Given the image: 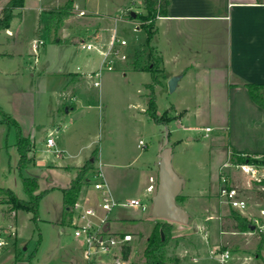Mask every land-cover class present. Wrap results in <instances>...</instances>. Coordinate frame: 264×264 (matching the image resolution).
Instances as JSON below:
<instances>
[{"label":"rangeland","instance_id":"374dc122","mask_svg":"<svg viewBox=\"0 0 264 264\" xmlns=\"http://www.w3.org/2000/svg\"><path fill=\"white\" fill-rule=\"evenodd\" d=\"M135 1L133 4L132 0H88L90 8L96 9L99 5L100 10L109 14L106 16L92 12L82 15V11L76 10L73 4L74 8L68 12L66 20L72 24L74 32L62 29L57 37V33L48 29V16L63 8L67 0H27L24 9L20 11L21 17L13 19L9 29L11 32H0V107L18 122L22 134L35 145L36 165L24 171L23 175L36 177L40 191L49 192L41 201L37 222L27 212L16 213L13 222L17 227V244L11 254L2 258L0 264H89L84 238L75 237L76 217L73 215L72 220L66 217L64 231L58 222L61 215L65 214L62 190L76 177V167L86 162L85 167L96 153L102 154L105 164H113L116 160L117 167L106 165L104 169L107 175L114 176L116 181L120 180L122 200L134 196L143 198L141 192L145 188L146 176L140 172L157 162L167 131L171 134V148L175 147L176 140H183L184 146L178 148L182 154L180 163L194 162L197 170L199 163L206 157L204 148L219 141L218 137L227 138V132L217 129L218 122H223L224 117L213 116L212 113H223V110L227 112L228 103H200L203 106L200 113L197 110L199 102L190 97L196 94L197 87L190 86L185 90L171 92L169 86H165V77L161 78L163 84L156 87L155 95L159 115L166 113L170 124L157 125L145 114L150 94L146 86L152 83L151 74L122 70V66L132 67L137 56L141 57L142 66L150 63L149 50L145 48V31L135 30L131 20L126 19L131 16L127 9L129 6L133 7L130 11L136 14L145 12L144 0L143 3L142 0ZM8 2L0 0V17ZM102 20H106L103 28ZM101 29L102 39L94 40L100 39ZM73 34V39L78 43L63 40ZM61 37L62 41L58 43ZM114 37L126 41L127 46H116L120 55L115 56V48L110 56L114 71H103L101 86L96 88L91 74L103 68L104 54L109 53ZM35 42H42L43 45L35 49ZM89 44L94 46L93 51H87L86 46ZM122 56L126 57L125 61ZM68 83L71 85L68 86ZM174 107L188 108L190 113L180 122V114ZM210 107L211 112L208 110ZM198 116L200 118H196ZM186 126L190 128L189 131L184 129ZM208 127L213 128L212 131H207ZM188 137L194 138V144L190 147L185 146ZM48 138L55 141V148H47ZM140 141L146 144L145 148L138 147ZM16 144L15 127L0 124V188L10 189L18 198L28 200L17 169L19 154ZM55 149L61 156L56 155ZM39 162L43 164L39 165ZM231 163L230 159L228 164ZM178 164V159H174L173 168L181 177ZM239 175L242 178L238 183L243 187L237 185L238 188L244 190L250 199L254 198V183L244 178L243 173ZM89 180L92 184L95 182L92 175ZM230 181L232 183L231 178ZM155 182L157 186L158 178ZM86 192L84 187L81 197ZM88 194H95L93 187L88 189ZM4 200L3 194H0V221L11 218L6 213L8 207L3 203ZM100 203V197L97 196L90 206L97 208L98 215L103 216L105 213L101 212ZM179 205L186 206L183 190ZM196 205L200 210L210 207L208 203L202 202ZM210 205L219 207V214L224 213L221 216L222 223L230 231L231 222H226L225 217L231 214V208L219 195ZM113 211L114 214H110L109 218L118 215L125 221L111 224V229L119 228L134 234L129 244L132 254L126 264H145L143 252L147 237L155 225L164 221L152 217L151 202L145 211L130 207H117ZM134 217L138 220L128 221ZM194 222L188 225L173 224L171 240L164 249L167 257L178 255L184 263L195 264L192 261L194 253H186L183 248L177 251L181 245H187L193 240L198 247V254L206 261H212L211 249L206 244L203 230L197 229L193 236ZM218 238L219 232L215 229L210 235L211 244ZM226 250L231 249L215 248L216 253ZM15 251L17 260L24 258L26 262L16 263ZM114 253L118 252L102 254V261L95 260L92 264H113ZM214 259L217 261V258ZM260 263L252 254L237 252L231 253L229 262ZM217 264L220 263L217 261Z\"/></svg>","mask_w":264,"mask_h":264},{"label":"crops","instance_id":"0c3cea01","mask_svg":"<svg viewBox=\"0 0 264 264\" xmlns=\"http://www.w3.org/2000/svg\"><path fill=\"white\" fill-rule=\"evenodd\" d=\"M69 1L67 0L66 3ZM169 2L167 16L160 17L156 21L157 33L152 42V46L163 58L165 86H168L172 78H176L178 81L175 91L178 89L185 90L190 86L197 87L196 94L190 97L191 100L199 102L197 110L200 113L203 107L200 103L208 102L214 103V105L216 103H228L227 112L226 110L222 111L224 114L220 111L219 113L218 111L212 113L213 116L224 117L223 122H218L217 129H223L227 132V138L221 139L218 137L219 141L208 144L204 148L203 151L206 152V157L199 163L198 170L195 169L194 162L180 163L182 160L179 161V159H182V154L178 151V148H182L184 143L182 139L174 142L175 147L172 148L173 160L178 159V172L184 181L183 192L186 197V206H184L185 208L182 206V208L189 214L190 222L195 221L193 236L197 233V229L203 230L212 257L215 248L216 250L227 248L231 249V253L252 254L260 260V264H264V233L259 234L255 224H253L254 220L264 224V217L261 216V211H264V186L254 183L255 190L253 193L256 196L252 199L246 195L244 190L239 188L248 202V209L244 213H240L231 208V214L232 211H235L252 224L245 232H240L235 228L237 223L233 220L231 214L227 218L225 217L226 222H231V230H227L223 225L224 223H222L221 216L224 213L219 214V207L215 208L210 205L214 198L219 195L222 172L229 175L232 184H235L234 186L243 187L242 184L239 185L238 183L242 178V175H239L241 172L232 166L235 165L231 157L233 153L264 158V109L252 99L246 87L247 85L262 86L264 98V0H169ZM132 3L135 4L136 1L132 0ZM74 5L76 10H81L84 13L92 12L103 16L109 15L100 10L99 5L96 9L90 8L88 0H75ZM127 9L133 17L134 12L130 11L133 10V7L129 6ZM101 22L103 28L106 20ZM130 22L134 25L135 30H140L134 20ZM63 23L64 25L60 26V30L67 29L74 32L71 29L72 24L70 22L65 20ZM8 31L11 32V30ZM102 32L103 29L100 30V39L94 40L100 41ZM73 37H75L74 34L72 37L63 38V40L78 43L79 41L74 40ZM60 41H62V37L58 40V43ZM122 68L124 72L128 70L138 71L134 66L130 68L122 66ZM68 84V86L71 85ZM224 106L226 107V104ZM174 108L180 114V122L190 113L188 108ZM68 110L70 111L71 108H68ZM208 110L211 112L212 107ZM200 116L196 118H200ZM184 129L186 131L190 130L187 126ZM206 129L212 131L213 128L208 127ZM193 144L194 138L188 137L185 146L190 147ZM34 150L35 145H33V155ZM230 159L231 166L224 167ZM90 161L95 162L94 170L101 168L108 191L115 200L123 203L131 199H140L147 207L149 202L152 203L155 187H157L155 180L159 174V156L154 166L150 165L140 172V174L146 176L145 188L141 192L143 198L134 196L124 200L121 197L120 180L116 181L114 176L107 175L104 169L106 165L117 167L116 160L113 161V164H105L102 154L98 155L96 153ZM85 163L77 166V171ZM38 164L42 165L43 163L39 162ZM242 180L244 181V179ZM84 187L87 192L83 197L80 194L78 202L91 207L90 204L93 203L95 197H100V194L93 189L95 194L89 196L88 189L92 188V185L85 184ZM124 187L122 185V189ZM150 187H153L152 191H149ZM201 202L208 203L210 207L200 210L196 204ZM64 208L63 202V210ZM95 209L98 213L99 210ZM114 211L112 210L109 214L105 213L103 215L108 217L107 232L115 236L128 234L133 236L134 234L130 231L119 228L111 229V224L125 221L124 218L121 219L118 215L109 218V215L114 214ZM198 216L201 218L199 219ZM131 220L137 221L138 218L128 219V221ZM9 221L10 217L0 222L7 224ZM65 222V214H62L60 222H58L62 231H64ZM215 229L219 232V238L212 245L210 235ZM11 242H15L14 246ZM11 242L0 255V262L3 257L12 253L13 247H16V239ZM182 248L185 249L186 253H194L192 261L196 262L195 264H217L214 257L213 259L211 257V262L202 258L198 254V247L193 240L187 245H181L177 248V251ZM16 254L17 251L14 253L15 258ZM174 258L179 260L178 264H186L182 257L176 255ZM26 260L24 258L23 260H17L16 258L15 261L21 263L26 262ZM92 263L89 262V264Z\"/></svg>","mask_w":264,"mask_h":264},{"label":"trees","instance_id":"16d2710c","mask_svg":"<svg viewBox=\"0 0 264 264\" xmlns=\"http://www.w3.org/2000/svg\"><path fill=\"white\" fill-rule=\"evenodd\" d=\"M27 0H9L7 5L3 8L0 17V32L10 29L11 23L14 18L21 17L20 11L24 9ZM75 0H70L59 11L51 12L48 17V29L57 33L60 30V26L66 20V16H69V11L74 7ZM169 0H144V13L136 14V17L129 16L130 20H134L140 29L146 33L145 48L149 50L148 66H142V60L140 56L135 58L133 64L134 68L138 71L148 72L152 76V83L147 85V89L150 91L149 100L147 103V109L145 114L157 125L168 126L170 121L166 117V113L159 115L157 98L155 95V88L162 85L161 78L164 77L163 58L160 54H157L155 48L152 46V42L157 33L156 21L160 17H166L168 14ZM61 42V41H60ZM250 92L252 99L264 109V98L262 94L263 87L257 85L246 86ZM1 119L0 124L15 127L17 131V149L19 154V160L17 169L20 173L22 185L28 200H22L10 189L0 188V194H3L5 200L3 203L8 207L9 215L12 212H27L32 215V220L37 222L39 219V208L43 198L49 193L48 191L41 192L39 181L36 177L24 176L23 172L30 167L36 165L35 157L33 155L32 141L22 134V130L18 122L2 110L0 107ZM171 137V134L169 135ZM232 162L236 165L251 164L264 167V158L255 157L252 155H238L232 154ZM95 162L89 161L85 167L77 172L76 177L71 181L69 186L62 190L63 202L65 207V219L69 217L71 220L74 215V207L78 202L82 188L89 180V174L94 171ZM264 186V181L259 184ZM180 203V196L177 199ZM233 220L237 223L235 227L240 232L247 231L252 224L240 214L232 211L231 214ZM174 223L164 221L161 224H157L149 235L146 246L143 252L145 264H178L177 258H169L166 256L164 249L171 240V231ZM117 236V235H116ZM132 253V248L126 245L122 248L123 260L128 261Z\"/></svg>","mask_w":264,"mask_h":264},{"label":"built area","instance_id":"2783aa9c","mask_svg":"<svg viewBox=\"0 0 264 264\" xmlns=\"http://www.w3.org/2000/svg\"><path fill=\"white\" fill-rule=\"evenodd\" d=\"M81 14L84 15L85 13L82 12ZM40 45H43V43L35 42L34 48L38 49ZM117 45L122 47L127 46V42L120 40L117 37L112 39L109 53L104 54L103 68L91 74L92 79L95 80L94 87L99 88L101 86L100 79L103 71H114L110 56ZM86 49L87 51H93L94 46L89 44L86 46ZM119 55L120 51L116 48L115 56L117 57ZM122 60L125 61L126 57L122 56ZM210 130L211 129H207V131ZM47 147L51 149L55 148V141L52 138L47 139ZM139 147L145 148L146 144L143 141H140ZM55 153L56 155L61 156V153L56 149ZM230 166L231 165L226 164L224 167L227 168ZM232 166L243 173V176H245L249 182L261 184L264 181L263 166L251 164H235ZM91 175L95 182L92 184L91 180H88L87 184L92 185L93 189L100 194V208L104 213L109 214L117 207L139 208L143 211L147 210V205L140 199H131L123 203L115 200L108 191L101 168L94 170ZM152 190L153 187H150L149 191ZM219 196L222 201L233 210L244 213L248 209V202L245 199L243 192L231 183L229 175L226 172L221 173ZM74 212L77 219L75 237L84 238L86 245L85 254L88 262H93L95 260L102 261V254L110 255L114 251H117L118 253L112 255L113 264H126L128 262L123 260L122 248L132 242V235L115 236L109 234L107 232V215L99 216L96 209L93 207L84 206L77 202L74 207ZM10 216V221L7 224L0 226V255L9 246L10 241L14 240L17 236V228L13 222L16 217V212H12ZM261 216L264 217V211H261ZM253 224H255L256 230L259 234L264 233V224L260 223L258 220H254ZM212 255L214 258H217V261L220 264H229L231 259V252L228 250L218 253L214 251L212 252Z\"/></svg>","mask_w":264,"mask_h":264},{"label":"water","instance_id":"95a60500","mask_svg":"<svg viewBox=\"0 0 264 264\" xmlns=\"http://www.w3.org/2000/svg\"><path fill=\"white\" fill-rule=\"evenodd\" d=\"M133 17L135 18L136 14L133 13ZM177 81L176 78L169 81L168 86L171 92L175 90ZM169 135L167 131L165 143L159 153L158 185L152 198V217L174 224L188 225L190 216L177 202L183 190L184 181L173 168V149L169 146Z\"/></svg>","mask_w":264,"mask_h":264}]
</instances>
